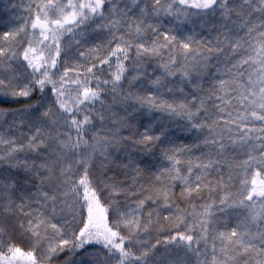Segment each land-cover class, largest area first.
<instances>
[{
  "label": "snow or ice",
  "instance_id": "snow-or-ice-1",
  "mask_svg": "<svg viewBox=\"0 0 264 264\" xmlns=\"http://www.w3.org/2000/svg\"><path fill=\"white\" fill-rule=\"evenodd\" d=\"M0 264H264V0H0Z\"/></svg>",
  "mask_w": 264,
  "mask_h": 264
}]
</instances>
